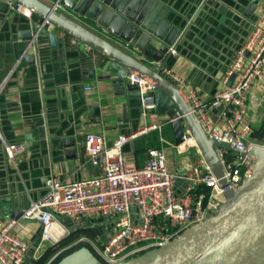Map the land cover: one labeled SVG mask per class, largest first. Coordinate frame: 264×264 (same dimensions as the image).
Listing matches in <instances>:
<instances>
[{"label": "crops", "instance_id": "obj_1", "mask_svg": "<svg viewBox=\"0 0 264 264\" xmlns=\"http://www.w3.org/2000/svg\"><path fill=\"white\" fill-rule=\"evenodd\" d=\"M170 3L172 7L184 12L192 5L197 7L199 0H170ZM246 3L247 0L206 2V8L199 11L192 25L194 32L190 35L194 42H189L192 47L187 49L186 56L178 55L170 66L184 78L187 89L193 90L202 101L209 100L223 87L222 78L233 61L237 48L249 34L253 21L264 17V0H260L256 6L257 12L253 13L251 18L244 17L237 10L238 6L241 10L244 9ZM192 8L188 12L193 11ZM64 11L70 12L66 8ZM74 16L93 31L100 34L102 31L106 32L95 21L77 14ZM35 17L36 23L41 22L39 17ZM28 19L31 18H25L22 12L12 8L10 0H0V82L14 66L18 65V60L14 61L18 54L12 37L26 29ZM47 28L57 36L56 47H39L41 56L37 65L22 60L5 81L0 92V194L12 197L17 206L27 208L30 202L42 195L47 180L52 176L63 181H75L99 173V168L85 162L83 141L87 133L102 134L110 143L118 134L141 130L153 122L161 123L160 128L145 129L134 138L135 144L134 139L124 144L123 151L129 163L143 164L149 157L147 150L153 147L166 151L168 167L175 172H181L201 161L203 155L200 154L198 146L191 145L184 151H176L172 145L174 141L171 123L163 122L166 115L156 110L146 114L141 106L137 116L138 125H133L136 110L128 104L129 98L119 100L111 79L103 77L107 74L114 76L107 70L105 58L96 50L60 32L50 24ZM109 39L151 67L160 66V63L144 58L142 53L133 48L134 45L121 43L113 36ZM21 40L20 44L25 38ZM28 52L33 53V49L29 48ZM91 69H94V75L85 78L87 71ZM87 86L91 88L86 89ZM187 89L182 88L186 95ZM249 94L246 101V119L254 129L264 121V87L253 85ZM88 108L92 109L90 117L86 115ZM218 113V109L209 110L210 116L214 119L218 118ZM45 114L52 121H62L66 130L80 123L79 129L76 130L79 142L75 147L74 158H66L63 152L54 154L53 149L58 148L46 145L48 141L46 133L50 125L46 126L42 119ZM54 125L56 124L52 126ZM25 133H33L30 148L25 145ZM8 142L22 143L23 150L9 158L4 150V145ZM140 143L144 145V150L138 149ZM59 149L63 151L65 147ZM65 222L72 227L70 233L79 235H76V240L72 243L40 248L44 254L51 252L44 260V264H56L65 256L78 253L82 248H87L103 262L90 242L82 237L97 244L104 243L109 233V218L84 216L77 222L70 219H65ZM21 223L23 227L17 234L29 244L26 264H34L40 257L32 258L35 248L33 242L40 225L31 219ZM151 251L129 255L117 264H148L151 260Z\"/></svg>", "mask_w": 264, "mask_h": 264}, {"label": "built area", "instance_id": "obj_2", "mask_svg": "<svg viewBox=\"0 0 264 264\" xmlns=\"http://www.w3.org/2000/svg\"><path fill=\"white\" fill-rule=\"evenodd\" d=\"M12 8L32 18V12L23 5L16 3ZM15 67L0 83V92ZM161 73L187 89L184 78L171 67L164 66ZM127 79L141 91L144 112L155 110L153 85L135 74H129ZM263 80L264 17H260L253 21L249 34L237 48L222 78L221 89L207 101L187 89V97L206 134L231 147L230 150L215 147L224 168L221 177L214 175L204 157L181 172L172 171L163 148H149V157L141 165L129 163L124 144L145 129L160 128L161 123L118 134L110 143L102 134L87 133L83 141L85 162L99 168V173L75 181L52 176L44 194L30 202L19 219H0V264H26L29 244L17 231L23 227L21 222L29 219L40 225L39 242L32 253L36 259L43 253L40 248L56 246L70 233L65 219L77 222L84 216L109 218L104 243L82 238L90 242L104 263L117 264L138 252L160 250L189 227L212 218L227 201V194L237 190L253 171L255 160L250 151L264 148V142L250 138L252 127L246 119L250 89L253 85L263 88ZM212 108L219 110L217 119L209 114ZM172 120L173 117H166L163 122ZM172 145L178 152L191 145L197 147L187 128L181 142ZM4 150L13 158L23 150V144L5 143ZM222 177L224 184L220 182Z\"/></svg>", "mask_w": 264, "mask_h": 264}, {"label": "water", "instance_id": "obj_3", "mask_svg": "<svg viewBox=\"0 0 264 264\" xmlns=\"http://www.w3.org/2000/svg\"><path fill=\"white\" fill-rule=\"evenodd\" d=\"M10 1L12 6L19 3L32 12L26 29L12 37L13 44L17 46L18 55L14 59L18 60L17 66L22 60L37 65L41 56L39 47H56L58 39L55 33L48 31L47 27L50 24L60 32L96 50L105 58L106 68L114 76L107 74L103 77L111 79L119 100L129 98L128 104L136 110L133 125H138L139 122L137 116L142 105V93L136 84L126 82L127 76L135 74L153 85L152 100L156 112L173 117L170 123L174 143L181 142L184 129L187 128L214 175L217 177L223 175L224 168L219 162L215 147L230 150V145L206 134L182 88L161 73V69L164 66L170 67L178 55H187V49L192 47L189 42H194L190 35L194 32L192 25L199 11H204L206 2L210 0H199L197 7L192 5L193 11L190 12L188 10L191 8L181 12L177 7H172L170 0ZM259 2L260 0H247L244 9L241 10L238 6L237 10L244 17L251 18L253 13L257 12L256 6ZM57 5L70 12H65ZM73 14L95 21L106 32L102 31V35L93 31ZM35 16L39 17L41 22L36 23ZM24 17L26 18L25 15ZM110 36L117 38L121 43L134 45V49L143 56L159 62L160 66L151 67L144 60L114 44L109 39ZM22 38L25 40L20 44ZM29 48L33 49V53L28 52ZM92 75L94 69L88 70L85 78ZM91 113L92 109L88 108L86 115L90 117ZM42 119L46 126L50 125L46 133L48 138L46 145L58 148L53 149L54 154L63 152L66 158H74L75 147L79 142L76 130L79 129L80 123L66 130L62 121H52L46 114ZM53 124L56 125L52 126ZM24 139L26 147L30 148L33 133H25ZM64 147L63 151L59 149ZM250 154L255 160L253 171L243 179L237 190L227 194V201L214 216L189 227L164 248L152 250L148 264H264V148L252 149ZM220 182L224 184L225 179L220 178ZM24 209L21 205L17 206L12 197L0 194V219L17 220ZM65 223L72 228L70 224ZM39 234L40 229L33 247L39 242ZM56 264L105 263L100 262L87 248H82L78 253H71Z\"/></svg>", "mask_w": 264, "mask_h": 264}, {"label": "trees", "instance_id": "obj_4", "mask_svg": "<svg viewBox=\"0 0 264 264\" xmlns=\"http://www.w3.org/2000/svg\"><path fill=\"white\" fill-rule=\"evenodd\" d=\"M259 132L260 133H262L263 132V134L262 135H259ZM153 137H154V135H152ZM250 137H252V138H254V137H256L255 138V140H257V141H261V142H263L264 140H262V139H264V121L261 123V125L259 126V128L258 127H256V128H254V129H252V131H251V134H250ZM260 139V140H259ZM159 146V145H158ZM157 146V147H158ZM138 149L139 150H141V149H145L144 148V145L142 144V143H140V145H139V147H138ZM72 234V233H71ZM72 235H77L76 233H73ZM50 248H52V247H50ZM51 252H46L45 254L44 253H42V255L36 260V262H34V264L36 263V264H44V260L46 259V257H47V255L48 254H50Z\"/></svg>", "mask_w": 264, "mask_h": 264}, {"label": "rangeland", "instance_id": "obj_5", "mask_svg": "<svg viewBox=\"0 0 264 264\" xmlns=\"http://www.w3.org/2000/svg\"><path fill=\"white\" fill-rule=\"evenodd\" d=\"M260 126V125H259ZM259 126H257L259 128ZM262 133L259 132V135H262ZM79 235V234H77ZM76 240V235H72L71 233H69L67 236H65L58 244H64V243H69V242H74Z\"/></svg>", "mask_w": 264, "mask_h": 264}]
</instances>
